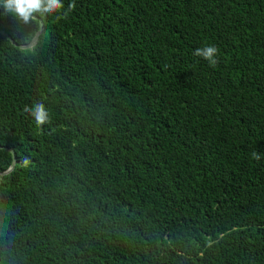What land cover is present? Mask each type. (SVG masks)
Masks as SVG:
<instances>
[{
  "label": "trees",
  "instance_id": "trees-1",
  "mask_svg": "<svg viewBox=\"0 0 264 264\" xmlns=\"http://www.w3.org/2000/svg\"><path fill=\"white\" fill-rule=\"evenodd\" d=\"M62 3L0 0V264H264V0Z\"/></svg>",
  "mask_w": 264,
  "mask_h": 264
},
{
  "label": "clouds",
  "instance_id": "clouds-1",
  "mask_svg": "<svg viewBox=\"0 0 264 264\" xmlns=\"http://www.w3.org/2000/svg\"><path fill=\"white\" fill-rule=\"evenodd\" d=\"M74 7V3L68 4L69 11ZM4 8L14 13L24 24H28L34 19V14L52 15L64 8V4L62 0H4ZM217 53V47L209 45L197 48L193 54L203 58L210 66L214 67L218 63ZM24 111L34 117L37 124H44L49 119V114L42 103H37L32 108L25 107ZM252 156L256 160L260 159L255 152L252 153Z\"/></svg>",
  "mask_w": 264,
  "mask_h": 264
},
{
  "label": "water",
  "instance_id": "water-1",
  "mask_svg": "<svg viewBox=\"0 0 264 264\" xmlns=\"http://www.w3.org/2000/svg\"><path fill=\"white\" fill-rule=\"evenodd\" d=\"M34 18H37V16L34 15ZM42 29H43V23H42V21L39 19V29L37 30V32H36L35 35L33 36L32 40H31L28 44H23V45H22V44H17V43H16V42L10 37V35H8V33H6L4 30H0V33L5 34V35L10 39V41H11L14 45H17V46L20 47V48H25V47H29V46H32V45L35 44V42L37 41L38 35H39V33L41 32ZM6 149H7L8 151H10V152L13 154V159H12V163H11L10 167H9L7 170H5L4 172H7L8 170H10L11 167L14 165V162H15V155H14L13 150H12L11 148H7V147H6ZM2 173H3V172H2Z\"/></svg>",
  "mask_w": 264,
  "mask_h": 264
}]
</instances>
